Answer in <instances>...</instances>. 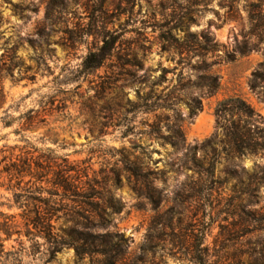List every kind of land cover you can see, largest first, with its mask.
Listing matches in <instances>:
<instances>
[{
  "label": "rangeland",
  "instance_id": "obj_1",
  "mask_svg": "<svg viewBox=\"0 0 264 264\" xmlns=\"http://www.w3.org/2000/svg\"><path fill=\"white\" fill-rule=\"evenodd\" d=\"M201 1L0 0V59L15 51L19 63L14 78L3 81L7 101L0 110V213L15 217L22 232L5 242L7 251H23L22 264H46L48 246L42 237L25 234V209L16 196L40 185L30 177L20 181L2 173L12 159L33 158L56 170L67 159L75 170L72 176L85 173L100 182L107 198L122 210L107 231L130 240L131 256L146 249L166 264H190L187 258L202 233L210 264H251L250 254L264 247V153L235 157L233 162L221 155L214 180L205 183L204 176L183 167V151L175 153L171 146L143 135L159 116L162 126L181 127L191 147L202 146L214 135L221 141L216 109L236 97L264 119L263 97L250 87L254 73L264 75L260 69L264 34L254 32L249 14L256 0H214L196 8L190 25V33L196 36L188 44L209 51L217 45L218 52L207 54L206 60L217 63L211 71L220 78L221 88L203 99L202 111L195 117L187 103L198 92L175 90L181 74L191 76L193 82L197 75L179 67L178 59L173 61L162 47L169 30L180 28L184 14L195 10L192 2ZM232 4L235 15L230 12ZM175 34L186 37L183 30ZM105 40L116 42L113 56L99 70L83 72L85 58ZM245 44H258L259 49L241 56L238 52ZM198 60L193 59V65ZM163 68L168 73L158 85ZM173 96L183 101L155 113H129L134 108L129 102L143 106L148 99L150 104L166 105ZM27 118H33L31 123ZM7 121H13L11 126L5 125ZM139 146L148 148L144 162L158 174V207L126 171L122 153L135 149L140 156ZM217 150L222 152L220 147ZM51 264L78 263L71 249Z\"/></svg>",
  "mask_w": 264,
  "mask_h": 264
},
{
  "label": "trees",
  "instance_id": "obj_2",
  "mask_svg": "<svg viewBox=\"0 0 264 264\" xmlns=\"http://www.w3.org/2000/svg\"><path fill=\"white\" fill-rule=\"evenodd\" d=\"M213 1L192 2L191 9L195 7V10L184 14L181 18L184 22L180 28L174 27L169 30L170 37L166 38L167 44L162 47V52L168 53L173 61L178 59L179 67H183L187 72L193 71L197 75V80L193 82L191 76L184 77L181 74V80L175 87L180 93L198 92L199 95L196 97L192 93L187 103L191 117L197 116L202 111L204 98L215 96L221 88L220 78L211 71L217 63L209 64L206 60L207 54L218 52L217 45L209 51L206 46L188 44L189 39L196 36L190 33V25L195 21L193 16L197 11L196 8L207 7ZM249 8L254 32L264 34V0H256ZM230 12L232 15L237 14L235 5L230 6ZM182 30L186 33L185 39H179L175 34ZM116 46L115 41L105 40L100 48L89 53L85 58L82 64L83 72L90 73L102 68L113 56ZM258 49V44H245L238 54L246 56ZM197 57L199 60L193 65V59ZM16 60L18 57L15 51L8 52V55H3L0 59V110L7 101L3 81L14 78V69L19 65ZM260 69H264V64ZM166 73L168 70L163 68L158 85L165 80ZM250 85L251 90L264 100V92H261L264 88V75L260 71L253 74ZM181 101H183L181 96H173L171 100L166 101V105L150 104L148 99H145L143 106L129 102L134 107L133 112L129 113L137 111L146 114L155 113L158 110L169 109ZM143 108L145 109L141 110ZM215 116L217 129H221L223 133L221 141L217 135H214L202 146L191 147L187 144L181 127L177 124L171 126L169 123L165 124L167 126H162L159 116L157 122L148 126L150 132L143 135L161 142L163 146H171L175 153L183 151L184 157L181 160L183 167L204 176L207 183L209 180H214L221 155H225L226 161L233 162L235 157L264 153L262 126L264 119L250 104L239 97L230 98L218 105ZM32 120L33 118H27L28 124ZM12 123L13 121H7L5 125L11 126ZM163 127L167 128L169 135L163 133ZM218 147L222 148V152L217 150ZM139 148L142 151L140 156L135 149L122 153L126 171L139 181L141 192L150 193L145 196L155 207H158L161 204V199L156 197V194L161 193L157 188L158 174L149 170L144 162L143 156L146 155L148 148L143 146ZM200 151L203 153L201 157H199ZM211 154L213 157L210 156ZM10 162L11 164L7 165L2 173H7L20 181L30 177L35 180V185H40L34 189L30 188L24 195H17L16 198L23 200V202L17 201V204L21 205V209H25L22 215L25 234L28 237H42L48 246L46 264L56 262L59 254L71 249L74 250L78 264H83L86 260L89 264H166L164 258L158 260L155 253L151 254L146 249H143L142 254L131 256L130 240L122 234L107 231L113 224V218L120 215L122 210L114 204L113 199L107 198V191L100 182L89 179L85 173L84 176L79 173L72 176L75 170L67 159L63 160L64 166H59L58 170L53 166H44L35 162L33 158L16 161L12 159ZM84 178L87 180L84 181ZM45 195L47 197H44ZM1 219L3 221L0 222V233L6 236V240L0 236V264H22L23 251L9 252L5 246V242L14 235H22L15 217L0 213ZM59 222H62V225L57 227L56 223ZM179 222L181 223V220ZM164 227L166 226L162 224L161 232L165 231ZM204 238L205 234L202 233V239L196 246L195 252L190 254V257L187 256L190 264H210V253L208 249L202 248ZM157 240L163 242L162 236H158ZM250 258L253 259L251 264H264V247L254 250Z\"/></svg>",
  "mask_w": 264,
  "mask_h": 264
}]
</instances>
